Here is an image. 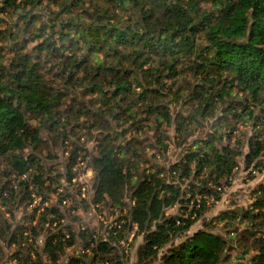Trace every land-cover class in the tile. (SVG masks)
Instances as JSON below:
<instances>
[{
    "label": "trees",
    "instance_id": "1",
    "mask_svg": "<svg viewBox=\"0 0 264 264\" xmlns=\"http://www.w3.org/2000/svg\"><path fill=\"white\" fill-rule=\"evenodd\" d=\"M212 118V130L168 170L142 158L139 134L173 125L180 146ZM235 124L256 130L243 156L249 171L264 155V0H0V161L8 165L0 174V208L7 213L42 193L44 168L27 153L45 142L42 130L61 142L79 129L98 131L96 156L88 159L94 202L123 207L129 193L126 226L143 236L137 264H152L236 174L242 153L230 147ZM157 144L163 153L171 145L164 136ZM255 206L263 208L264 195ZM175 208L176 215L166 214ZM227 216L234 218L223 213L215 220ZM0 220L2 242L28 246L35 239L36 227L22 223L10 233ZM118 224L109 232L112 247L98 244L102 254L121 239L125 223ZM55 238L44 245L52 262L64 247ZM225 247L221 237L199 230L171 245L162 264H220ZM18 261L36 264L29 255ZM250 264H264V240Z\"/></svg>",
    "mask_w": 264,
    "mask_h": 264
},
{
    "label": "rangeland",
    "instance_id": "2",
    "mask_svg": "<svg viewBox=\"0 0 264 264\" xmlns=\"http://www.w3.org/2000/svg\"><path fill=\"white\" fill-rule=\"evenodd\" d=\"M7 23H10L9 19ZM213 121L214 118L204 121L202 127L180 146L174 143L173 125L170 128L164 127L163 133L151 131L145 135L141 133L138 135V140L141 141L140 154L144 160L168 170L171 165L181 160V152L186 150L192 141L206 137L212 130ZM31 126H35L34 121L31 122ZM235 126L231 134L230 147L242 154L237 159L239 165L230 184L222 190L220 200L216 203L210 202L208 209L191 229L163 248L152 264H162L171 245L174 247L182 243L199 230L209 231L226 241L224 257L220 264H250L251 259L257 254L259 244L264 240V206L259 210H256L255 206L256 199L264 195V155L255 168L253 166L250 168L249 171H252L253 175L249 176V171L244 169L243 156L247 153L248 142L256 130L252 127H243L242 124ZM74 133L76 135H70L66 141L61 142L54 140L53 135L48 136L47 130H42L41 137L45 142L38 145L35 150L27 151L36 156L39 164L44 168L45 182L42 193L34 195L31 205L25 203L11 209V214L7 213V208H0V218L2 221L6 220L8 226L10 225V233L24 223L27 230L29 227H36L37 234L32 242L29 239L28 246L27 244L8 245L0 240V264H20L18 259L27 255L36 264H66L71 259H82L84 264H112L117 258L120 264H137V251L143 243V236L136 235L135 226L133 228L126 226L129 224L128 210L133 206L129 193L123 198V207H113L109 199L94 202L93 182H91L93 180H90L93 179V173L88 159L90 155L91 158L96 156L98 144L96 140H100L103 134L89 129H79ZM130 134L131 132H127L124 139L129 141ZM158 136L166 137V143L171 144L166 153L159 149ZM261 139H264V132ZM223 143L226 142L223 140ZM222 145L216 142L217 149ZM76 147H78L77 158L71 165L70 154ZM7 170L8 165L0 161V174ZM71 174L74 182L69 183ZM166 178L167 181L172 180L168 174ZM89 182L90 187L85 198H82L80 188L82 185L85 187ZM63 200H67L65 205L62 204ZM44 213H47L45 215L47 222L38 226V218ZM223 213H233L234 218L227 216L223 221H216L215 219ZM166 214L176 215L177 208L168 209ZM57 218L60 220H54ZM118 223L122 225L125 223L124 232L119 235L121 239L113 244L110 253L102 254L97 250L98 244L105 241L112 247L110 243L113 242L109 238V232ZM22 230L25 232L23 228ZM49 235L56 236L54 242L60 240L64 245L61 251L55 253V262H52L51 256L44 253V245ZM70 239H72L71 246H65Z\"/></svg>",
    "mask_w": 264,
    "mask_h": 264
},
{
    "label": "built area",
    "instance_id": "3",
    "mask_svg": "<svg viewBox=\"0 0 264 264\" xmlns=\"http://www.w3.org/2000/svg\"><path fill=\"white\" fill-rule=\"evenodd\" d=\"M88 164V163H87ZM92 170V169H91ZM90 170V171H91ZM93 173V172H92ZM93 179H94V175H93ZM93 179H90V180H93ZM72 182H74V179H72L71 180V182L70 183H72ZM91 182H93V181H91ZM90 182L89 183H87L86 185H85V187L82 185V187L80 188V192H81V196H82V198H85V194L87 193V191H88V189H89V187H90ZM67 203V200H63L62 201V204L63 205H65ZM115 227H117V228H120V224H117V225H115Z\"/></svg>",
    "mask_w": 264,
    "mask_h": 264
}]
</instances>
